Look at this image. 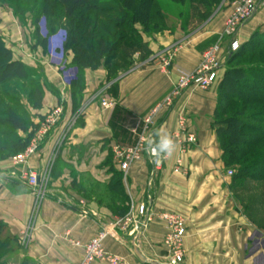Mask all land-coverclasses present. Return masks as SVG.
Instances as JSON below:
<instances>
[{
    "label": "crops",
    "instance_id": "1",
    "mask_svg": "<svg viewBox=\"0 0 264 264\" xmlns=\"http://www.w3.org/2000/svg\"><path fill=\"white\" fill-rule=\"evenodd\" d=\"M224 20L215 17L187 36L176 31L147 40L152 54L174 44L181 46L174 50L167 71L148 60L130 71L119 83L117 98L107 92L104 69L86 70L79 108H83L81 124L70 129L58 144L65 122L73 117L71 84L66 81L67 73L75 72L69 67L72 56L62 60L63 55L56 54L52 45L48 56V41L44 45L38 42L31 21L20 24L11 12L0 8V36L12 60L40 71L47 87L41 108L34 109L23 96L27 87L9 83L37 127L31 138L52 109L61 107L65 120L27 165H15L12 157L0 160V221L18 240L29 229L25 256L31 263L81 264L83 245L105 229L110 234L102 242L104 251L125 264H168L163 245L166 229L158 215L173 212L186 222L181 264H264V183L247 181L243 192L230 189L231 178L210 127L218 83L207 90H185L172 107L159 112L151 127L152 137L157 131L172 135L179 120H185V133L197 139L181 155L185 175L173 173L177 148L171 157L154 161L144 155L126 173L118 168L114 151L116 146H135L145 116L172 91L179 71L196 68L203 51L218 39ZM250 34L251 28L244 25L238 32L239 42L244 43ZM38 35L41 39L45 36L41 31ZM57 39L53 36L51 44ZM227 48L225 40L223 51ZM58 56L61 60L56 62ZM102 99L114 100V106L105 109ZM25 172L38 175V189L20 180ZM118 175L125 197L124 215L118 213L122 207L117 199ZM140 205L145 206L150 218L143 231L138 234L131 228H114L118 219Z\"/></svg>",
    "mask_w": 264,
    "mask_h": 264
},
{
    "label": "trees",
    "instance_id": "2",
    "mask_svg": "<svg viewBox=\"0 0 264 264\" xmlns=\"http://www.w3.org/2000/svg\"><path fill=\"white\" fill-rule=\"evenodd\" d=\"M171 1L178 6L189 3L187 25L196 29L211 17L222 0ZM0 3L9 7L20 22L29 15L34 34L43 45L49 37L63 33L62 55L71 54L69 67L76 71L70 83L73 115L81 105L86 70L104 69L105 82L110 83L130 70L135 61L144 62L152 55L144 37L152 38L165 30V16L157 0H0ZM41 20L45 25L43 39L38 35ZM224 68L210 127L216 135L222 163L227 170L234 171L230 189L233 193L236 189L237 193L246 190L247 181L264 183V32L252 34L237 51L229 52ZM39 72L12 60L11 51L0 36V160L22 152L37 128L9 83H23L27 87L23 95L27 103L39 109L47 88ZM107 92L117 98V83H112ZM81 119L82 116L71 129L80 125ZM64 122L62 113L57 129ZM116 186L117 199L122 204L118 213L124 215L125 197L119 175ZM9 249L21 251L19 240L0 221V264H11L5 259ZM30 263L24 257L20 264Z\"/></svg>",
    "mask_w": 264,
    "mask_h": 264
},
{
    "label": "built area",
    "instance_id": "3",
    "mask_svg": "<svg viewBox=\"0 0 264 264\" xmlns=\"http://www.w3.org/2000/svg\"><path fill=\"white\" fill-rule=\"evenodd\" d=\"M231 5V16L225 23L219 41L203 53L202 60L195 69L189 72L179 71L177 82L172 91L162 101L158 102L143 119L142 132L138 136L135 146L131 148L115 147L116 162L122 172L126 173L131 165L139 161L144 154L150 161L156 160V158L151 157L146 151V141L149 137H152L151 127L155 125V120L160 111L172 107L174 101L189 88L207 90L218 83L219 70H221L224 65V60L220 57L221 38L226 37L228 39V53L237 51L240 45L237 39L238 32L256 11V0H235ZM152 58L158 61L157 63L163 71H167L171 66L173 55L169 50H165ZM67 79L66 76V81ZM101 103L105 109L113 107V102L111 100L102 99ZM62 113V108L57 107L46 115L26 149L12 157V161L15 165H27L29 159L38 152L39 147L44 143L49 134L56 131ZM77 117L78 116L72 117L70 121L66 122L67 124L64 125L58 135V144H62L66 139ZM185 131V120L180 119L177 131L171 135L179 151V155L175 158L173 169V173L178 175H185L187 173V170L183 167L181 155L197 142L193 134H187ZM227 175L232 176V171H227ZM20 180L29 188H39L38 175L34 173L25 172ZM139 218L142 220H139ZM158 220L164 224L166 229L163 245L168 253V264H181L184 258L183 241L186 237L185 218L178 213L165 212L158 215ZM148 222H150V218L146 217V208L144 205H140L134 212L132 211L126 217L118 219L113 226L122 231L131 228L133 233L136 232L139 234L146 228ZM109 234V231L104 229L83 245L84 256L81 264H92L103 260L108 264H125L121 258L104 251L102 242ZM29 240L30 232L29 229H26L19 237V244L27 247Z\"/></svg>",
    "mask_w": 264,
    "mask_h": 264
},
{
    "label": "rangeland",
    "instance_id": "4",
    "mask_svg": "<svg viewBox=\"0 0 264 264\" xmlns=\"http://www.w3.org/2000/svg\"><path fill=\"white\" fill-rule=\"evenodd\" d=\"M158 2H159V4H160V6H161V8H162V10H163V13H164V16H165V30L164 31H162L160 34H157V35H154L152 38H150V37H144V40L148 43V41L147 40H149V39H154L156 36H159V35H162V34H164V33H175L176 31H180V32H182V34L184 35V36H187V35H189V34H191L192 32H194V28H192V27H190V26H188L187 25V23H188V21H189V18H190V7H189V3L188 2H186L183 6H178V5H176V4H174V3H172V1L171 0H157ZM235 0H230V1H227V0H222L221 2H220V4L214 9V11H213V13H212V15H211V17L207 20V21H209V20H212V19H214L215 17L216 18H221V17H224V23H223V28H222V31L220 32V34H219V36H218V39H216V41L214 42V43H212L211 45H209V47H207L204 51H203V53L207 50V49H209L211 46H213L214 44H216L218 41H219V39H220V36H221V34H222V32H223V29H224V26H225V23H226V21H227V19L231 16V11H232V3L234 2ZM0 8H4V9H6V10H8L9 12H11L12 14H13V12H12V10L9 8V7H6V6H4V5H1V3H0ZM32 19H31V17L29 16V15H26V19H25V21L24 22H20L19 21V23L20 24H25L27 21H31ZM206 21V22H207ZM41 23H39V31H41V33H44V23H43V20H41L40 21ZM205 23V22H204ZM203 23V24H204ZM248 24V29L249 28H251V34H250V36L248 37V39L251 37V35L252 34H254V33H263L264 32V0H256V11H255V13L253 14V16L246 22V23H244V25H247ZM243 25V26H244ZM242 26V27H243ZM241 27V28H242ZM196 28H198V27H196ZM240 28V29H241ZM53 36H54V38H58L56 41H54V43L53 44H51V42H52V38H53ZM52 36V38H50V40H47L48 41V56H49V54H50V50H49V48H50V46L49 45H52L53 47H55V49L57 48V50H56V54H61L62 55V52H61V46H62V38H63V33L62 32H60V33H58V34H55V35H53ZM61 38V39H60ZM49 39V38H48ZM237 39H238V41H239V36L237 35ZM247 39V40H248ZM225 40H227L228 41V39L226 38V37H223V38H221V40H220V57L221 58H223V60H224V64H225V60H226V55L228 54V51L226 50V51H223V48H224V41ZM246 40V41H247ZM240 43V42H239ZM241 44H243V43H240V45ZM148 45H149V43H148ZM240 45H239V47H240ZM180 46H181V44H174V45H172L171 47H169V48H164V49H162V50H159V51H157L156 50V52L154 53V54H152L150 57H148L146 60H148V61H150V62H158L156 59H154V58H152V57H154V56H156V55H158L160 52H163V51H165V50H169V52H171V54L172 55H174V50H176V49H178V48H180ZM203 53H202V55H201V59H200V61L202 60V56H203ZM63 58H62V60L64 59V60H66V55H64V56H62ZM58 60H55L56 62H58L59 60H61V58L58 56ZM148 61H144V62H138V61H135V63H134V65H133V67L130 69V70H128V71H126V72H124V73H121L115 80H112L110 83H107V84H109V86L112 84V83H117V86H118V88H119V83H120V81L126 76V75H128L129 74V72L130 71H132V70H135V69H137V68H140L143 64H145V62L146 63H148ZM149 62V63H150ZM200 63V62H199ZM171 65H172V63H171ZM224 65H223V68L221 69V70H219V80L221 79V77L223 76V73H224ZM75 75H76V71L75 72H69V73H67V82L68 83H71V81H72V79L75 77ZM219 82V81H218ZM107 87V86H106ZM111 101L113 102V106H114V103H115V101L114 100H112L111 99ZM80 108V107H79ZM25 110H22V112H24ZM82 112H83V108H81V109H79L74 115H73V117H75V116H78L77 117V119L79 118V117H81L82 116ZM72 118V117H71ZM71 118H69V121H70V119ZM67 123L65 122V125H66ZM74 126V125H73ZM72 126V127H73ZM26 149V148H25ZM24 149V150H25ZM23 150V151H24ZM22 151V152H23ZM21 153V152H20ZM19 154V153H18ZM17 155V154H16ZM145 155V154H144ZM143 155V156H144ZM15 156V155H14ZM142 156V157H143ZM13 157V156H12ZM117 159V158H116ZM142 159V158H141ZM140 159V160H141ZM137 162V161H136ZM118 168H119V166H118ZM227 171H232V176H233V174H234V171L231 169H228ZM228 176V175H227ZM232 176H228V177H232ZM246 187V186H245ZM236 192V189H235V191H234V193ZM237 192H239V191H237ZM240 197H242L241 195L239 196V195H237V199H240ZM241 200V199H240ZM239 200V201H240ZM251 201H257V199H255V198H252L251 199ZM241 202V201H240ZM263 202V201H262ZM137 209V207L135 208V210ZM134 210V211H135ZM264 212V211H263ZM263 217V216H262ZM20 245V244H19ZM20 250L21 251H19V250H7L6 252H5V259L8 261V263H11V264H20L22 261H23V259H24V257H26L25 256V252H26V247H24V246H21L20 245ZM30 264H33V263H30Z\"/></svg>",
    "mask_w": 264,
    "mask_h": 264
},
{
    "label": "clouds",
    "instance_id": "5",
    "mask_svg": "<svg viewBox=\"0 0 264 264\" xmlns=\"http://www.w3.org/2000/svg\"><path fill=\"white\" fill-rule=\"evenodd\" d=\"M146 151L156 159L171 157L176 149V144L172 136L168 133L161 134L159 131L154 137H149L146 141Z\"/></svg>",
    "mask_w": 264,
    "mask_h": 264
},
{
    "label": "water",
    "instance_id": "6",
    "mask_svg": "<svg viewBox=\"0 0 264 264\" xmlns=\"http://www.w3.org/2000/svg\"><path fill=\"white\" fill-rule=\"evenodd\" d=\"M135 255L138 257V259L142 260V256L140 255L139 251L137 249H134Z\"/></svg>",
    "mask_w": 264,
    "mask_h": 264
}]
</instances>
